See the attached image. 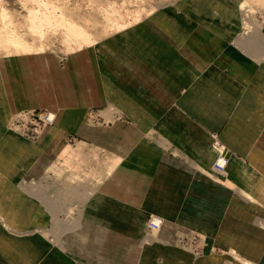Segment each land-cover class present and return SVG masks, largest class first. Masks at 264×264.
Listing matches in <instances>:
<instances>
[{
    "label": "crops",
    "instance_id": "0c3cea01",
    "mask_svg": "<svg viewBox=\"0 0 264 264\" xmlns=\"http://www.w3.org/2000/svg\"><path fill=\"white\" fill-rule=\"evenodd\" d=\"M220 1L223 6L216 0L205 5L207 20L173 16V21H147L112 43L120 52L86 50L66 59L62 88L56 55L0 58L4 222L22 234L49 225L47 213L36 200L23 196L19 186L29 178L32 164L56 157L66 136L77 134L115 153L128 149L132 164L120 168L103 188L134 210L132 222L156 213L206 239L202 256L180 247L148 248L142 264H245L232 252L252 264H264V63L231 45L239 28L223 21L228 0ZM109 101L130 119L131 132L97 127L96 141L80 135L77 127L86 124L88 112L105 110ZM38 108L56 111L65 121L63 133L42 145L8 129L17 113ZM213 135L231 151L227 177L234 188L202 173V167L209 170L215 162ZM107 231V236H126L118 229ZM172 234L165 231L163 236ZM33 240H14L0 222V264H71L39 238Z\"/></svg>",
    "mask_w": 264,
    "mask_h": 264
},
{
    "label": "bare ground",
    "instance_id": "6f19581e",
    "mask_svg": "<svg viewBox=\"0 0 264 264\" xmlns=\"http://www.w3.org/2000/svg\"><path fill=\"white\" fill-rule=\"evenodd\" d=\"M17 1L19 2V0ZM20 1L22 2V7L26 11L23 18H16L19 16L16 15L18 12L14 10L17 12L15 14L13 11H10L3 3L4 0H0V58L4 57L10 59L24 57L38 60L43 59L45 55H56L57 82L58 87L62 88L64 86V77L62 73L65 71V67L67 70V66L64 65L66 59H70L86 50L94 52L105 49L109 53L120 52L121 50L110 47L113 46L112 43H116L121 37H126L132 30H135L136 27L146 21L154 20V22L157 23L167 20L171 21L173 16H196L201 21L207 20V16L204 13L206 9L205 5L213 4L215 0H79L78 2L81 1V4L85 5L83 7H86L88 10V13L86 11V15H84L85 13L81 15L77 12L81 5L79 7L76 5L78 7L76 12L74 11L76 7H73L74 10H72V0ZM215 3H217V6H223L220 0H216ZM9 5L10 4H8V6ZM226 5V18L223 21L227 20L231 25L239 28L234 38L233 35H231L232 33L230 34L233 38L231 44L238 48V52L253 59L256 63H264V0H228ZM95 9L97 11H95L94 14L93 10ZM90 10H92V14H89ZM84 11L82 10L81 12ZM220 15L219 13L218 17ZM148 17L151 18L147 19ZM159 19H161V21ZM55 41L60 42L63 47L62 50H60V48L58 49V51L60 50L63 52L62 57H58L56 49L53 50L56 43ZM62 52L59 53L61 54ZM123 53L126 52L123 51ZM44 59H46V63L48 64L49 56ZM63 61L64 64H62ZM47 111L54 118V123L44 129L43 132L40 133V136L47 130H50L49 132L47 131V137L54 138L63 133L61 128H63V123L65 121H63V118L58 112L50 109H47ZM119 111L121 112L119 106L117 107V105L109 101L108 107L103 110L101 114L106 119L113 120V118H115L113 114ZM22 113L25 112H19L14 117L22 115ZM96 117L97 113H91L86 119V124H81L77 127V132L80 135L87 136L88 138L90 137L93 141H96L97 134L93 128V121ZM113 124H116L115 121H113ZM15 128L20 131L16 124ZM53 128L56 132H53ZM16 135L18 136V134ZM214 140L215 137H212L210 149L216 156L214 164L218 161L219 156L227 157L228 161L225 170L223 172H217L213 164L209 170L202 167V173L214 183L225 184L234 188L233 184L228 182L227 177V168L231 158V151L223 146H214L212 144ZM86 143L78 141L75 146L64 143L60 153H58L55 158H52L49 163H46L43 157L39 163H34L33 161L35 160L32 161L34 164H32L33 166L31 165L32 168L28 174L30 173L29 177H35L34 182L28 185L26 184V186L25 184L20 185L19 191L23 196L36 200L41 207L43 205L45 211L52 217L53 228L50 230L47 229V226H40L37 231L35 230L34 232L22 234L13 230L11 228L12 226L4 222L2 220L3 217L0 216L1 225L12 234L14 240L20 242H34L33 238H39L41 243L50 247L53 251L56 250L71 264H86L85 257L89 255L95 256L97 254H102L104 256V261L108 264H142L144 260L143 254L145 253L143 251L147 250V248L158 249L168 246L180 247L192 254L193 251L191 249H186L187 247L174 243L176 242V236L179 238V232L180 236L184 237L186 233H190V230L180 228L178 225L168 222L165 218L156 213L148 214L142 221L135 220L132 222V212L134 210H129L128 206L106 195L103 185L109 179L117 177L120 173V168L132 164V157H130L131 155L127 152L128 149H126L125 154H119L118 151L117 153H110L107 151V153L105 152L106 158L102 159L101 157L100 159L96 153H92L93 155L86 154ZM91 144L95 145L94 142ZM101 148L105 150L104 147ZM32 162H30V164ZM38 167L41 168L39 173L33 175V170ZM83 168H89V170L87 169L88 173L85 174L84 171L86 169L84 170ZM26 180L29 179L25 176L22 181ZM50 180L51 182H56L58 185L59 189L56 191L58 194L57 196L60 198L52 199L45 193L44 188H46V185L45 187L42 185ZM42 187L44 188L41 189ZM242 194L254 203V199L248 192L243 191ZM87 197L88 199H86ZM59 199H63V201L67 202L69 200L68 203L70 204H72L71 201L75 203L79 201L84 204L85 207L83 208L87 210V214H84V216L80 215L74 222L69 221L70 223H65L58 215L59 212L64 210L60 211V204L63 202L60 203ZM128 199L130 198L128 197ZM62 205L63 204H61V206ZM104 218L111 222L112 227L108 225L109 228L105 226L103 228L102 224H104ZM97 220H99L100 230L96 228L95 231L93 227L98 222ZM144 220H146L145 222H150V225L151 223H155L158 227L152 228L149 225L148 229L150 231H148L144 225ZM69 228H77V233H75L77 237L75 241L72 240L71 247H66L67 245L63 241V237L67 235L66 231H69ZM110 228L120 230L122 232L121 234L125 232L126 236L122 235L119 237L120 241L117 240L119 242H114L111 238L112 236H107V230ZM165 231H171L173 234L164 237L163 234ZM132 232L134 234H132ZM137 247L139 249H137ZM194 255L199 256L196 254ZM231 255L235 260L245 264H252L236 252H232Z\"/></svg>",
    "mask_w": 264,
    "mask_h": 264
},
{
    "label": "rangeland",
    "instance_id": "374dc122",
    "mask_svg": "<svg viewBox=\"0 0 264 264\" xmlns=\"http://www.w3.org/2000/svg\"><path fill=\"white\" fill-rule=\"evenodd\" d=\"M71 1V0H70ZM79 0H74V2H73V0L71 1V4H73L71 7H72V10H74V8L73 7H76L75 8V12H76V10H78L79 9V11H77V12H79L81 15H83L84 13V15H86L87 13H88V10H87V8L86 7H83V6H85V5H83V4H81L82 2L80 1V2H78ZM115 1H119V0H115ZM18 1L17 0H4V4H5V6L8 8V9H10V11H13L16 15H19L18 17H16V18H23V15H25L26 13V11L24 10V8L22 7V2L19 0V2L17 3ZM76 2V3H75ZM8 4H10L9 6H8ZM79 7L80 5V7L78 8L77 6ZM84 8V9H82V8ZM15 8V9H14ZM78 8V9H77ZM80 8H81V10H80ZM17 11V12H15V11ZM84 11V12H81V11ZM86 11H87V13H86ZM94 12V14H95V11H97L96 9L95 10H93ZM22 12V13H21ZM78 13V14H79ZM92 14V10H90V12H89V14ZM161 13H163V12H161ZM97 14V13H96ZM76 15V14H75ZM149 18H151V17H148L147 19H149ZM160 21H161V19H159ZM147 22V21H146ZM57 41V40H56ZM55 41V42H56ZM232 45V44H231ZM55 46H57V47H55ZM55 46H54V49L53 50H55L56 49V53H57V55H58V57H62L63 56V52L62 51H60V50H62V45H61V43L60 42H56L55 43ZM61 46V47H60ZM237 51H238V48L236 47V46H234V45H232ZM60 48V50L58 51V49ZM59 52H62L61 54L59 53ZM64 63V61L62 62V64ZM41 110H46V109H41V108H38V109H32V111H41ZM115 110V109H114ZM119 110V109H118ZM120 110H121V112L119 111L118 113H115L116 115H117V117H116V115L115 114H113V116L115 117V118H113V120H108V119H106L102 114H101V112L103 111V110H100L98 113H97V117L94 119V121H93V125H94V129H95V132H96V128L98 127V128H104V129H111V128H116V126H117V128L118 127H121L120 129L118 128L117 129V131L116 132H118V133H120V132H122V133H126V129L127 128H132V123L130 122V119L125 115V113H124V111L120 108ZM24 112H26L27 110H23ZM22 111V112H23ZM28 111H31V109L30 110H28ZM47 111V110H46ZM107 111V110H106ZM48 112V111H47ZM96 113L97 112V110H92V111H89L88 112V114H87V118L89 117V115L91 114V113ZM105 112V111H104ZM22 115H24L23 113H22ZM20 117H21V115H19ZM18 115H17V117H14V118H12L13 120H12V123L11 122H9V124H8V128H9V130L10 131H12L13 133H15V134H18V136H24V134H23V132L21 131H18L16 128H15V121L18 119V117H19ZM15 118H17V119H15ZM113 121H115V123L116 124H113ZM48 131V130H47ZM47 131L44 133V134H42L41 136H39V138L38 139H36V140H32V139H29V138H27L26 136H24L27 140H29V141H32V142H38L40 145H42V144H44V143H46V142H48L51 138H48L47 136H48V133H47ZM50 131V130H49ZM48 131V132H49ZM51 131H52V129H51ZM109 131V130H108ZM53 132H56L55 130H54V128H53ZM115 132V133H116ZM131 132V130L129 131L128 129H127V133H130ZM20 134V135H19ZM43 136V137H42ZM97 137H98V135H96ZM46 137V138H45ZM67 138H66V144L67 143H69V144H71L72 146H75L76 145V143L78 142V141H83V142H87V141H84V140H82L81 138H80V136H78L77 134H70V135H68V136H66ZM212 137H215V140L213 141V145L214 146H217V147H221L222 145L220 144V142H219V139L216 137V136H212ZM45 138V139H44ZM87 144V146L85 147L86 149H85V152H86V154H94V153H96L97 155H98V158H100L101 159V157H102V159H105L106 158V155H105V152L107 153V151L108 152H110V153H112V151L111 150H108V149H106L105 148V150L103 149V148H101V146L99 147V146H97V145H92L91 143H86ZM224 147V146H223ZM92 154V155H93ZM55 158V157H54ZM93 158V157H92ZM96 158V157H95ZM45 159V161H46V163H49V162H51V160H52V158H44ZM47 160H48V162H47ZM97 160V159H96ZM95 160V161H96ZM94 161V162H95ZM85 171V174L86 173H88V171H87V169L89 170V168H83ZM84 174V173H83ZM29 180H26V181H23V184L22 185H24L25 184V186H26V184L28 185L29 183H31V182H34V179H35V177H29L28 178ZM35 182H37V181H35ZM47 182V181H46ZM45 185H46V188H44L45 187ZM42 186H44V187H42L41 189H43L44 188V191H45V193H47L48 194V196L50 197V198H52V199H57V198H60L59 196H57L58 194H57V191L56 190H58L59 188H58V185L56 184V182H51V180L50 181H48L47 183H45L44 185H42ZM50 188V189H49ZM56 191V192H55ZM86 199H88V197L86 198ZM60 200V203L61 202H63V203H61V204H63L62 206H61V204H60V207H61V210L60 211H62L63 209L65 210H63L62 212H59V218L62 220H64V222L65 223H70V222H74L80 215H82V216H84V214H87V210H85V208H83V207H85L84 206V204H82V203H80L79 201H76L77 203H75V202H72L71 201V203L72 204H70V203H68L69 202V200H68V202L67 201H63V199H59ZM65 200H67V199H65ZM65 202V203H64ZM67 202V203H66ZM64 204H65V206H64ZM68 204V205H67ZM71 207H70V206ZM63 207V208H62ZM42 208H43V210L45 211V208L43 207V205H42ZM46 213H47V216L48 217H50L49 219H50V221H49V225L47 226V229H52L53 228V220H52V217L48 214V212L47 211H45ZM69 212V213H68ZM79 213H81V214H79ZM68 214V215H67ZM86 216V215H85ZM62 220V221H63ZM70 221V222H69ZM98 222L96 223V225L93 227V230H95L96 231V228L97 229H99V220H97ZM146 220H144V225H145V227L147 228V230L148 231H150L148 228H149V225H150V222H145ZM103 222H104V224H102V226H103V228H104V226L106 227V228H109L108 227V225H110L111 227H112V224H111V222H109L106 218H104V220H103ZM79 227H82V226H79ZM180 227V226H179ZM115 228V227H114ZM180 228H182V227H180ZM72 229V230H71ZM69 228V231H66V234L67 235H64V239H63V241L65 242V244L67 245L66 247H71V245H72V240L73 241H75L76 240V237H77V235H75V233H77V228L74 230L73 228ZM100 230V229H99ZM109 230V229H108ZM72 231V232H71ZM116 231V230H115ZM118 231H120V230H118ZM100 232V231H99ZM117 232V231H116ZM118 233V232H117ZM147 233H149V232H147ZM151 233V232H150ZM178 235H179V238L176 236V242H174L175 244L177 243L178 245H180V246H185V247H188V248H190L191 250H193V253L194 254H196V255H199V256H202V253L201 254H199L200 253V250H202V248H203V246H204V242H205V237L203 236V235H198V234H195L194 232H191L190 231V233H186V236H184V237H181L180 236V232L178 233ZM112 238V240L114 241V242H116L117 240H119V237H117V236H114V234H113V236L111 237ZM203 239V240H202ZM205 239V240H204ZM120 241V240H119ZM119 241H117V242H119ZM74 243V242H73ZM74 246V245H73ZM148 249V248H147ZM150 249V248H149ZM80 252H82V251H80ZM83 253V252H82ZM88 257H89V259H88ZM86 259V264L88 263H92V264H108L107 262H105L104 261V256L102 255V254H97V255H95V256H91V255H89V256H87V257H85ZM88 261V262H87ZM110 264V263H109ZM112 264H114V263H112Z\"/></svg>",
    "mask_w": 264,
    "mask_h": 264
},
{
    "label": "built area",
    "instance_id": "2783aa9c",
    "mask_svg": "<svg viewBox=\"0 0 264 264\" xmlns=\"http://www.w3.org/2000/svg\"><path fill=\"white\" fill-rule=\"evenodd\" d=\"M24 115L19 117L15 122L24 136L29 139L36 140L40 133L48 126L53 125L54 118L46 111H26ZM227 157L219 156L218 161L214 164V169L217 172H223L227 164ZM150 227L156 228L157 224L151 223Z\"/></svg>",
    "mask_w": 264,
    "mask_h": 264
}]
</instances>
